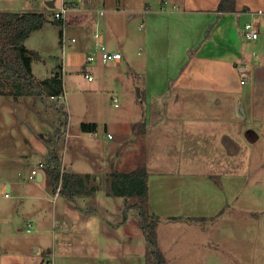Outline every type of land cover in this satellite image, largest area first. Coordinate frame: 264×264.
Returning a JSON list of instances; mask_svg holds the SVG:
<instances>
[{"label": "rangeland", "instance_id": "1", "mask_svg": "<svg viewBox=\"0 0 264 264\" xmlns=\"http://www.w3.org/2000/svg\"><path fill=\"white\" fill-rule=\"evenodd\" d=\"M44 1L0 0V11L46 14L48 21L42 29L32 33L25 45L39 54L34 60L39 75L49 77L60 69L62 76L65 73L63 90L67 99L63 103L67 104L65 110L69 124L58 139V129L65 118L57 110L62 101L51 97L43 101L40 97L0 96V188L6 177L13 185L27 183L28 187L34 188L42 179H30L32 169L38 162H47L55 148L66 153L73 171L96 173L98 196L90 201L108 209L91 215L93 225L86 224L85 219L75 223L73 217L77 205H84V201H69L59 194L55 197L45 174L42 184L46 188H35L50 215L55 210L57 227L60 228L40 230L34 220L31 232H28L29 213L23 212L24 208L19 205L17 212H13L11 199L0 194V263L45 264L47 260H41L46 255L35 253V247L40 246L47 250L44 252L49 259L50 247L55 264H156L141 229L138 209L132 207L139 202L138 199L128 198L127 202L121 197L109 199L106 196L110 190L107 169L108 174L112 170L128 172L144 167L145 162L151 160L154 167L161 168L171 162L173 171L194 169L197 172L194 176L175 175L173 181L179 184H170L165 191L172 200H177L180 186H185L182 191L184 204L177 201L176 206L170 204L169 212L161 210L167 216L183 215L185 224L170 225L167 221L158 223V220L156 225L157 240L167 264H264V79L256 77L254 81L257 105L254 117L258 119L254 125L240 116L233 120V124L212 121V116H219L222 111L217 103H210L208 94L198 96L202 107L194 109L188 105L193 98L179 96L176 90L169 95L160 94L173 83L174 78H169L173 73L169 71L176 68L179 58L185 67L193 55L189 50L182 53L185 48L182 45L188 42V36L184 37V27L183 31L179 29V23H185V26H191L193 22L198 24L194 33L196 36L200 32L201 44L213 29L204 16H213L214 23L217 17L209 13L181 19L171 15L180 20L171 19L170 22L165 17L166 21L159 27V30L163 29L164 47L155 55L151 54L148 63H144L141 61L146 56L138 54V41L133 46L124 47L115 39L126 30L131 38L132 33L141 37L147 32L146 29L138 30L141 21L132 13V8L143 7V0H128L124 11L108 14V20L114 18L120 24L113 22V28L108 26L106 31L108 47L122 54L123 64L116 66L115 62L100 60L87 64L86 56L89 51H94L93 34L98 13L89 15L93 22H88L85 28L59 26L52 22L53 9H49ZM171 7L169 4L168 8ZM263 18V15L248 18L257 24L260 37L256 41L259 43L257 48H254L256 59L264 56ZM240 20L243 27L247 19L242 15ZM228 21L234 29L237 25L239 27L237 18L229 17ZM202 26H207L205 31ZM62 28H65V49L60 37ZM226 34L223 39L229 41L232 37L227 31ZM127 56L135 63L132 68L126 63ZM140 64L146 67L144 80L138 78ZM86 72L93 75V80L85 77ZM234 78L236 85L250 82L242 73H236ZM160 82L167 84L162 86ZM211 97L213 100L214 96ZM233 101L229 98L219 106L224 104L228 108ZM177 108L180 117H177ZM190 113L192 118L195 117L192 131L187 126L192 123L187 122ZM82 122H96L99 130L95 134L83 132ZM148 127L150 131L146 136ZM177 129L180 132L174 134ZM226 131L233 136L231 142L224 139ZM117 143L119 147H115ZM105 161L107 168L103 170ZM159 197H155L158 206L161 203ZM127 205L131 207L126 223L120 224Z\"/></svg>", "mask_w": 264, "mask_h": 264}, {"label": "crops", "instance_id": "2", "mask_svg": "<svg viewBox=\"0 0 264 264\" xmlns=\"http://www.w3.org/2000/svg\"><path fill=\"white\" fill-rule=\"evenodd\" d=\"M63 1H65V3L75 2L77 4L76 9L69 12L71 13V15L69 19L68 20L66 19V21L64 22V27L65 26L73 27L75 29L85 28V26L88 25V22H93V17L90 18L89 15H91L93 12L98 13L97 16L99 18L98 21L96 22L95 32L98 31L101 34V39L106 44L108 43V38H109V36L106 34V31L108 32V28L109 27L113 28L112 26L113 22H115L117 25L120 24L117 21H115L114 18L112 20H108V14L110 12L115 13L120 10L124 11L125 8L128 6V0H45L44 4L47 5L49 9H53V11H55L61 7ZM79 2L80 4H78ZM143 2H144V4H142L143 7L141 6V8H132V13L137 14L138 20L141 21L139 23L138 30L143 31L146 29L147 32L144 33L141 37L134 36L132 33V38H131L126 30L125 32L122 33V35L116 36L115 39L118 42L119 46H124V47L130 44H132L133 46L134 42L138 41L139 43L138 54L140 55L142 53L145 54L146 56L145 57L146 59H143L141 61V62L144 61V63L146 62L148 63V59H150L151 54L152 56L155 55L156 53H158V50L160 48L164 47L163 29L159 30V27L163 25L162 24L163 22L166 21L165 17H168L167 19L168 22H170L169 20L171 19L178 20V18L174 16H178L181 19L187 17L188 15H194V14H201V15L212 14L215 17H217V21L214 23L213 16H204L206 19V23L208 22V26L210 24L211 26H213V29L211 33L209 34L207 33L205 35V39L201 44H200V40L198 39L200 32L196 33V36L194 33L195 26L199 27L198 24L195 25V23L193 22L191 26L188 25L185 26L186 25L185 23H179L178 26L179 29L183 31L182 27H184V31L186 33L189 31V33L187 34L183 32L184 37H186V35L188 36L186 37L188 38V42L183 43L182 46H184L185 48H183L182 53L184 54L185 51L189 50L191 51L190 53L193 55L189 60V62L187 61L185 67L183 64L184 61H182V58H179V63L178 65H176V68L172 71H169L173 73V75H170L169 78L170 80L174 78L173 79L174 81L172 84L169 85V87H167L168 90H165L166 92L164 91L160 92L161 96H165L167 94L169 95L170 93L176 90L179 96L193 98L192 103H188V105L189 107H192L194 109L196 107L197 108L202 107V104L200 103L198 96L201 94L203 95L208 94L210 96L209 97L210 103L213 105L217 103V106L220 107L222 111L221 115L219 116H216L215 114L213 115L212 113L213 115L212 121H215L216 123L233 124V120L237 119L238 116H240L244 118L246 122L253 123L254 125V123L258 120L254 117L257 106L256 95H255L256 85L254 84V81L257 79L256 77H258V79L260 78L264 79V56L262 59H256L254 48H257L259 43L256 44L257 40L254 42L246 40L244 38L243 31H244L245 23L248 21H253L250 19L248 20L249 17L253 18L256 15L264 16V0H236V10L234 12L218 11L220 0H151V1L143 0ZM155 2H157L156 3L157 6L160 5V7H157ZM169 4L172 5L171 8H168ZM101 5H103V7H101ZM97 7L99 8L95 9ZM259 11H261L262 13H259ZM101 12L103 13L101 14ZM0 13H4V12L0 11ZM242 15H244L245 18L247 19V21H245V23L242 25L243 27H241L242 23L240 20L242 18ZM229 17L237 18L239 27L237 25L236 28L234 29L233 25L228 21ZM103 19L104 22L101 23V20ZM262 20L264 23V18ZM153 25H154L153 29L155 31H153V29L151 28ZM255 25L257 24L255 23ZM170 26L171 25H168V27ZM202 27H204V31L205 28H207V26H202ZM159 31L161 32L160 35H159ZM226 31L229 32L230 33L229 35L232 37L231 39H229V41L227 39H223L224 38L223 36L227 35ZM94 34H93V38H94ZM64 37H65V28H63V39L61 40V43L63 44V48L65 49L66 40L64 39ZM95 45H96V39H95ZM95 45L93 46L94 51L92 52H95ZM92 52L89 51V54ZM126 63L131 68H132V64H135L132 63L131 59H129L128 56ZM122 64H123V57H122V61L119 64L116 63V66H121ZM138 69L140 71V75L138 74V78L144 80V78L146 77V73H145L146 67L144 66V64H140ZM64 70H65V62L63 61V72ZM32 71L36 79L40 81L50 78L54 75V73L49 77H45L44 75H39L35 70L34 61L32 63ZM236 73L239 74L242 73L248 76L250 82L236 85L234 78ZM162 76L163 74H161L160 78H162ZM64 77H65V73H63V79ZM160 83L162 86H166L167 84L166 82H160ZM211 95L214 96L213 100ZM61 97L62 98L60 101H62V103L60 104V107L65 108L67 105L63 103V101L64 100L66 101L67 99L65 92ZM229 98L234 100L230 105V107L227 108L224 104L219 106L221 103H225V101ZM262 108H264V106H262ZM180 115H181L180 111L178 110L177 117H180ZM189 115L190 116L187 118L188 120L187 122L190 121L192 123L188 124L187 126L188 128H190V131H192L193 129L192 126L195 125L193 123L195 117L192 118L191 113ZM215 117H217V119ZM86 123H96V122H86ZM96 124L98 126L97 130H99V124L98 123ZM258 125L261 126V124ZM149 129L150 127H148L147 130L145 131L146 136L149 134L150 131ZM177 131L180 132L179 129H177L174 131V134ZM224 139L225 141H229V142L233 140V136L230 131L225 132ZM115 147H119V144L117 143ZM109 153L110 151H108V154ZM58 154L62 159V170L64 168L66 169V172H71L80 176H85L87 174L90 175L89 181H86L85 183V187H86L85 191L81 195H77L74 197L73 200L74 202H77V200L81 199L84 201L83 203L84 205H80V204L77 205V210L74 214L73 219L75 223L81 222L83 221L82 219H85L86 224L93 225V221H90L91 215L98 213L104 209H108L105 205L104 207L100 208L98 205H96L95 203H91L90 201L97 199L98 187L96 185V181L98 177L95 172H91V171H86L84 173H77L73 171L74 167L70 165L71 164L70 161L67 160L65 156L66 153L58 152ZM153 163L154 161L150 160L145 162L144 165V167L146 168L149 174L147 205L150 211L153 210V212L150 211L149 212L151 214H155L159 216L160 221L158 223L167 221L170 225L180 224V223L185 224L186 220L183 215H178L179 213H176V216H167L161 212V210L168 211L170 204H173V206L178 205L177 201L181 202L182 205L184 204L182 202V194H183L182 191L185 190V186L184 185L180 186L179 188L180 191L177 193L178 196L176 197L177 200H172V197L167 196L165 191L168 190L170 184L178 183L173 181L174 179L173 177L175 175L177 176L181 174L183 175L188 174L189 176H194L197 175V172L194 169L185 172H180L178 169L177 171L175 170L173 171L170 169V167L173 165V163L171 162L168 165L166 164V166L161 165V168L154 167ZM106 164L107 163L105 161V164L102 167L103 170H106L107 168ZM106 171H107L106 174L109 175L108 169ZM38 179L39 180L42 179V180L39 182V184L34 186V188L28 187L27 183L25 185H20L18 183H17L18 185L17 184L13 185L7 177L4 178L3 183L1 185L2 188L4 187L7 190L9 188L11 197L7 199H11V207L13 209V212L15 211L17 212L19 205L20 207L24 208L23 212L31 214V215L28 214V220H27L28 232H31V227L33 225L34 220H37L35 223H38L39 227L41 228L40 230L49 231V229L60 228L57 227L58 222L56 221L55 210H53L50 215V210L44 208L45 207V204L43 203L44 199H42V196H40L39 191H37L36 189V188L38 189L46 188V186L42 184L45 179L44 171L38 175ZM107 182L110 186L109 176H107ZM150 183H152V185H150ZM90 184L91 186L89 187ZM93 187L95 188V191L90 193V190ZM2 188H0V190ZM110 191L111 188L109 191L106 192V196L109 199L115 197L111 195ZM15 192H17L18 195H15ZM159 193L161 195H159ZM54 196L56 197L57 194H54ZM156 196L157 199L158 196H160L159 198L161 203H159V206L156 205L159 202L155 199ZM187 204L185 203V205ZM153 205L156 207H153ZM156 209L158 212L155 211ZM33 217H35V219ZM167 217L168 219H166ZM68 222L69 225H71L69 219ZM118 223L125 224L126 221L123 220V221H119ZM48 250L51 255V264H55L54 259H52L53 252L52 250H50V247ZM44 251L47 250L42 249L40 246L35 247L36 254L43 253V255H48Z\"/></svg>", "mask_w": 264, "mask_h": 264}, {"label": "trees", "instance_id": "3", "mask_svg": "<svg viewBox=\"0 0 264 264\" xmlns=\"http://www.w3.org/2000/svg\"><path fill=\"white\" fill-rule=\"evenodd\" d=\"M236 10V0H220L218 11L234 12ZM48 21L46 15L42 12H4L0 13V96L9 94L16 97H40L46 101L52 96H62L63 76L61 69L54 75L45 80H37L32 71V63L39 58V54L26 47L25 42L30 35L40 30ZM54 24L64 25V21L53 20ZM61 40L63 39V28L60 30ZM57 110L65 118L61 121V127L58 129L57 138L59 139L68 126V112L65 108L59 107ZM83 132L95 133L98 126L96 123H81ZM46 167L43 169L49 178V184L54 194L60 187L59 195L73 201L74 197L81 195L86 187V181H89L90 175H76L62 170V159L58 151L54 148L47 159ZM111 195L124 199L136 198L138 203L132 207L138 209L141 229L150 245L151 252L156 264H167L157 240L156 225L159 218L151 214L147 208L148 199V177L149 174L145 167L131 169L123 172L112 170L109 172ZM93 187L90 190L94 192ZM129 205L123 212L124 220L127 219ZM47 260V261H46ZM45 264H51L48 255L42 260Z\"/></svg>", "mask_w": 264, "mask_h": 264}, {"label": "built area", "instance_id": "4", "mask_svg": "<svg viewBox=\"0 0 264 264\" xmlns=\"http://www.w3.org/2000/svg\"><path fill=\"white\" fill-rule=\"evenodd\" d=\"M76 3L71 2V3H65V1L62 2L61 7L55 11L52 12L54 20H61V21H66L67 15L69 14L70 11L76 9ZM103 12H101L102 14ZM259 13H262L259 11ZM244 38L248 41H256L259 39V32L256 30V25L253 21H248L244 25V31H243ZM94 38L96 39V45H95V52H92L86 56V63L87 64H92L96 60H100L103 63H108V62H115V63H120L122 61V54L119 51H114L111 50L105 42L102 41L101 39V34L96 31L94 34ZM73 42H75V38L72 39ZM85 77L88 78V80H93V75L90 74L89 72L85 73ZM244 82V81H242ZM52 99L61 100V96H52ZM115 106L117 107V99H114ZM46 167V163L38 162L35 168L32 169L31 174L29 175L30 179L34 180H39L38 175L42 172V170ZM60 187L57 190V195L59 194ZM0 193L5 197V198H10L11 193L7 189L0 190ZM1 264V263H0Z\"/></svg>", "mask_w": 264, "mask_h": 264}, {"label": "water", "instance_id": "5", "mask_svg": "<svg viewBox=\"0 0 264 264\" xmlns=\"http://www.w3.org/2000/svg\"><path fill=\"white\" fill-rule=\"evenodd\" d=\"M8 190H9V188H8Z\"/></svg>", "mask_w": 264, "mask_h": 264}]
</instances>
